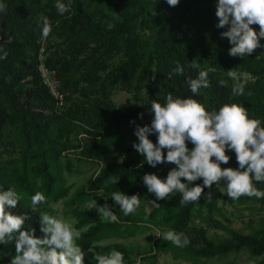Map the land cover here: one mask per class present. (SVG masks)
I'll use <instances>...</instances> for the list:
<instances>
[{
  "label": "trees",
  "instance_id": "obj_1",
  "mask_svg": "<svg viewBox=\"0 0 264 264\" xmlns=\"http://www.w3.org/2000/svg\"><path fill=\"white\" fill-rule=\"evenodd\" d=\"M56 2L0 0V4L6 5L5 11L0 12V57L7 52L6 58H0V146H16L13 142L4 141V131L10 125L17 130L21 141L18 158L6 164L0 163V191L11 188L22 197L17 207L11 210L13 214L29 217L22 230L34 229L36 237L43 238L40 231L41 212L50 215V204L65 200L71 217L76 220L74 228L81 230L77 243L85 253L84 264L95 261L97 254H107L113 249L123 253L124 264H137V258L144 261L147 256L153 259L154 255L161 253L191 264H206L204 261L226 258L242 251L252 258L262 257L261 264H264V220L250 234L213 224L211 226L226 233V237L219 241L210 239L205 228L193 225L196 212L206 211L211 215L216 210V200L212 194L216 184L211 189L205 188L198 202L182 205L181 194L174 192L166 200L157 201L159 207L152 205L151 201L156 198L144 185V175L155 174L166 179L168 172L175 167L165 162L153 168L132 146L138 143L134 135L136 127L151 125L154 118L151 113L153 100L141 108L128 111L106 109L98 104L95 109L89 110L94 114L91 117L68 111L65 114L57 113L54 110L55 101L48 89L41 85L33 64V60L36 66L38 63L43 24L41 18L47 17L50 24L58 22L62 28L80 31L85 39L95 43L92 48L99 54L90 65L87 81L92 87H98L96 92L104 88V78L99 72H106L109 69L108 61L121 54L124 59L107 73L108 76L113 75V80L118 81L135 79L138 85L159 83L166 94L164 98L154 100L162 106L169 93L174 98L197 99L208 111L236 103L248 110L249 118L259 119L264 127V47L245 57L229 55L232 45L221 36L227 27H217L219 20L215 15L216 10L213 12L218 0H180L176 7H170L166 0H70V3L61 0L70 7V11L63 15L58 13ZM97 8L111 12L117 20L110 22L109 16L100 17ZM252 27L259 33V25ZM145 31L148 35L140 36V32ZM260 44L264 46V38ZM87 47V41L82 45L69 44L64 58L59 61L60 66L66 69L75 65ZM196 49H200L201 53L200 68L192 66ZM177 62L184 67L183 75L173 73ZM47 65L57 69L62 83L58 68L48 61ZM209 67L216 68L215 73H209L210 86L193 95L187 81L197 78L199 71ZM229 70L245 72L252 77L248 81L237 73L241 81L246 82L243 95H232L234 81L227 75ZM169 73H173L171 79L168 78ZM30 76H33L32 79L25 81ZM140 114H143L142 119ZM79 131L94 134L95 137L94 141L79 148L78 161H97L109 151L117 152L124 159L102 166L87 185L69 194V188L57 167L60 158L73 150L71 136ZM127 135L134 137L136 142L121 147ZM149 139L157 143L155 134L150 135ZM187 146L190 150L194 147L190 142ZM166 153L165 149V157ZM226 154L231 158L226 165L238 169L235 153L228 151ZM1 155L0 150V158ZM65 169L68 173L73 172L69 159L65 162ZM112 179L118 180L117 184H113ZM196 184L202 185V179L190 186ZM254 185L264 191V182L254 181ZM118 191L129 197L139 195L141 204L134 214L125 216L118 205L113 208L115 202L112 193ZM36 192L43 193L47 203L33 208L31 197ZM209 192L211 199H207ZM223 200L229 205L255 203L264 209V198L242 196L232 200L228 198L226 188ZM93 201L96 205L87 210L77 207L92 204ZM105 204L117 214L116 222L104 218L98 211ZM148 206L152 211H147ZM149 227L183 233L190 243L186 247H177L158 238L153 240L149 250H139L120 242L101 243L110 238L126 240ZM14 255L15 241L0 244V264H10Z\"/></svg>",
  "mask_w": 264,
  "mask_h": 264
},
{
  "label": "clouds",
  "instance_id": "obj_2",
  "mask_svg": "<svg viewBox=\"0 0 264 264\" xmlns=\"http://www.w3.org/2000/svg\"><path fill=\"white\" fill-rule=\"evenodd\" d=\"M166 2L170 7H176L180 0ZM55 7L60 15L70 11V7L61 0H57ZM5 9L6 5L0 4V12ZM215 15L219 20L217 27H227L221 36L232 45L230 56H249L256 49L264 47L260 44L264 38V0H218ZM41 19L42 38L46 40L52 29L47 17ZM252 25H259V33ZM6 56L7 52L0 58ZM192 66L198 68L199 64L194 60ZM215 72V67L199 71L197 78L187 81L190 92L196 96L200 89L208 88L209 73ZM173 73L183 75L184 67L177 62ZM173 73H169V79ZM227 75L234 81L232 95H243L246 82H242L232 70L227 71ZM151 113L154 118L150 126L136 127L134 135L138 143L132 146L153 168L165 162L175 165L166 179L155 174L144 175V185L156 198L151 201L153 206L159 207L157 201L166 200L174 192L181 194L182 205L198 202L205 188L211 189L222 181L226 185L228 198L232 200L242 196L264 198V191L254 185V181L264 182V127L259 119L249 118L245 107L232 103L224 104L219 110L208 111L197 99L174 98L169 93L163 106L153 100ZM140 118H143V114H140ZM153 134L157 136L155 144L149 139ZM188 142L194 145L191 150ZM228 151L235 153L238 169L221 168V164L226 165L231 159L226 154ZM201 179L202 185L190 186ZM111 182L117 184L118 180L112 179ZM211 198L209 192L207 199ZM21 199L11 188L0 191V244L15 241V255L10 264H84L85 253L77 243L81 230L41 212L40 231L43 238H37L34 229L22 230L29 217L11 211ZM112 200L125 216L134 214L141 204L138 194L129 197L120 191L112 193ZM44 203L47 200L41 192L31 197L33 208ZM95 205L93 201L88 207ZM98 211L111 222L118 219L107 204L99 207ZM163 239L177 247H186L190 243L186 235L174 231L165 233ZM94 259L97 264H124L123 253L115 249L107 254H97Z\"/></svg>",
  "mask_w": 264,
  "mask_h": 264
},
{
  "label": "rangeland",
  "instance_id": "obj_3",
  "mask_svg": "<svg viewBox=\"0 0 264 264\" xmlns=\"http://www.w3.org/2000/svg\"><path fill=\"white\" fill-rule=\"evenodd\" d=\"M86 1L92 2L93 0ZM67 3H70V0H67ZM97 10L100 17H104V15L109 16L110 22L117 20V17L111 12L100 10L99 8H97ZM215 10L216 9L214 7L213 12ZM50 25L52 30L49 37L46 40L43 39L42 36L39 38L38 58L41 60L44 59L46 63L47 61L50 62L52 66H55L60 71L62 77L61 87L64 90L65 98L62 105H54V110L57 113L65 114V112L68 111L70 113L89 115V117H91L94 114L93 112L89 113V110L95 109L98 104H102L106 109L128 111L133 108H141L154 99L165 97L166 90L159 83L145 82L138 85L135 82V79L118 81L113 80V75L108 76L107 73H109V71L115 68L119 62L124 59L121 54L114 56L108 61L107 64L109 69L106 72H99V75H102L101 77L104 78V88L100 92H96L98 87H92L87 81L90 65L99 54L92 48L95 43L90 42L91 40L89 39H85L80 31L72 32L70 29L62 28L58 22L51 23ZM147 35V31L140 32V36L142 37ZM84 41H87L88 47L82 52V55L77 60L78 62L66 69L62 68L59 61L64 58V51L67 49L68 45H82ZM28 55L32 57L31 53H28ZM194 60L199 64L198 68H200L202 60L200 49L195 50L192 62ZM34 61L35 60H33V64L37 69ZM237 73L248 81L252 80V77L245 72L238 71ZM32 77L33 76L27 77L25 81L32 79ZM171 90L174 92V89ZM18 137L17 130L14 126L10 125L5 129V143L10 141L15 143L16 146L12 147L7 144L6 146H0L2 153L0 158L1 164H6L8 161L18 158L21 149V141ZM94 137V134H85L82 131L72 135L71 144L73 146V150L69 151L68 154L60 158L57 170L61 178L65 180V185L69 188V194L73 193L77 188L87 185L95 176L98 169L102 166L114 161H122L124 159L119 156L117 152L109 151L103 154L102 158L97 161H78L77 154L80 150L79 148L85 143H91L94 141ZM134 142H136L135 138L127 135L121 143V147L133 144ZM67 159H69L72 163V173H68L65 169V162ZM221 168L230 167L224 165ZM225 188L226 185L222 181L212 190V194L216 200V210L211 215H208L206 211H198L196 212L193 220V225L205 228L208 237L214 241L222 240L226 237V233L219 228L211 226L213 224L228 226L243 234H250L254 229H258L264 220V209L258 204L247 203L229 205L224 202L223 198ZM64 202L65 200H61L57 203H51L49 206L51 209L50 215L64 220L74 228L76 220L71 217L70 208L67 207ZM77 207L82 210L89 209L88 205H79ZM114 207H117L115 203L113 205V208ZM147 211H152V208L148 206ZM167 232H169V230L164 228L149 227L148 229L137 232L135 236L126 240L110 238L102 241L101 243L110 244L120 242L124 245L133 246L139 250H149L153 240L163 238V235ZM261 261L262 257L252 258L247 252L242 251L237 255L231 254L226 258L208 260L204 261V263L227 264L229 262H233L234 264H261ZM136 262L137 264H191L183 259H175L167 253L156 254L153 259H150L147 256L144 261H140L139 258H137ZM90 264L97 263L92 261Z\"/></svg>",
  "mask_w": 264,
  "mask_h": 264
},
{
  "label": "built area",
  "instance_id": "obj_4",
  "mask_svg": "<svg viewBox=\"0 0 264 264\" xmlns=\"http://www.w3.org/2000/svg\"><path fill=\"white\" fill-rule=\"evenodd\" d=\"M37 72L41 85L48 89L50 96L54 99L55 105L63 104L65 94L61 88V81L57 69L49 67L44 59L38 58Z\"/></svg>",
  "mask_w": 264,
  "mask_h": 264
}]
</instances>
